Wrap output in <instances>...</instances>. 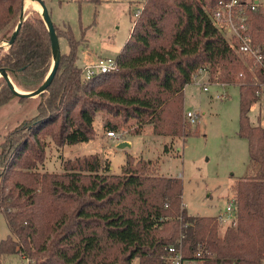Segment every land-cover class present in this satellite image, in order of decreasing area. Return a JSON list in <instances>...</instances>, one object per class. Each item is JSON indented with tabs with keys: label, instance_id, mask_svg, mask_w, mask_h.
Here are the masks:
<instances>
[{
	"label": "trees",
	"instance_id": "trees-1",
	"mask_svg": "<svg viewBox=\"0 0 264 264\" xmlns=\"http://www.w3.org/2000/svg\"><path fill=\"white\" fill-rule=\"evenodd\" d=\"M220 1L144 0L117 68L90 78L76 63L79 42L70 25L64 32L54 22L70 52L61 55L51 85L36 97L37 114L1 143L0 207L10 232L0 242V264L4 254L17 253L27 264H166L163 255L180 239L185 260L264 264V128L251 125L249 116L259 84L205 10ZM24 2L0 0V34L13 24L12 35ZM251 27L255 42L262 40L263 12L253 14ZM52 65L45 20L40 13L29 16L0 67L19 89L33 91ZM203 69L239 85V134L248 140L252 167L237 184L238 209L224 233L219 215L189 212L180 178L147 173L150 161L137 165L128 157L121 174L96 155L65 161L63 172L37 170L47 158V137L58 146L89 142L100 111L134 121L136 133L152 125L160 135L190 136L182 125L184 90ZM257 73L264 82V66ZM15 97L0 76V103Z\"/></svg>",
	"mask_w": 264,
	"mask_h": 264
},
{
	"label": "rangeland",
	"instance_id": "rangeland-1",
	"mask_svg": "<svg viewBox=\"0 0 264 264\" xmlns=\"http://www.w3.org/2000/svg\"><path fill=\"white\" fill-rule=\"evenodd\" d=\"M24 1L27 17L40 13L36 3ZM44 1L53 21L62 31H67L65 23L70 25L79 42L76 63L83 69L95 63L100 56L117 57L130 36L136 9L144 4V0ZM11 29L13 24L0 34V57L8 53L7 37L11 35ZM262 36L263 39L259 41L258 38L256 43L264 48V33ZM59 39L62 54H68V40L64 36ZM240 58L251 72L253 81L259 84V100L249 113L251 125L264 128V82L257 73L259 66H255L246 56L240 55ZM200 76L188 84L184 93L182 125L191 133L190 136L160 135L153 132L152 125H146L141 133H136L134 121L126 123L120 116L100 111L96 113L94 123L96 136L89 142L58 146L47 137V158L38 165L37 170L63 172L65 161L96 155L103 165L111 164V173L121 174L128 157L137 165L150 161L146 165L147 173L174 176L183 181V201L190 213L224 218L220 221V230L224 233L235 220V216H226V206L236 196L239 180L252 172L248 140L239 134L240 87L235 85L238 84L236 82L227 85L217 78H211L209 73ZM220 76L218 74V78ZM203 86H208V91ZM220 94L225 98H218ZM37 104L36 97L25 102L15 97L0 103V149L8 133L37 114ZM187 111L198 114L195 124L186 118ZM107 122L117 125L115 131L120 139L107 136V132L112 130L106 126ZM124 141L131 143V146L120 148L119 144ZM9 232L0 207V242ZM2 263L27 264V261L18 253L4 254ZM133 264H140L139 259Z\"/></svg>",
	"mask_w": 264,
	"mask_h": 264
},
{
	"label": "built area",
	"instance_id": "built-area-1",
	"mask_svg": "<svg viewBox=\"0 0 264 264\" xmlns=\"http://www.w3.org/2000/svg\"><path fill=\"white\" fill-rule=\"evenodd\" d=\"M141 10L142 7L136 9L135 17L140 15ZM205 10L239 56L250 58L255 66H264V48L255 42L251 27L253 14L259 11L264 13V0H223L211 8H205ZM116 68L117 57L100 56L95 63L86 65L83 71L85 76L90 78L97 73L109 72ZM202 73H207V71L200 70L194 76V80L199 79ZM203 89L208 91L209 88L203 86ZM217 97L223 99L225 95L220 94ZM185 115L190 123L195 124L197 122V113L187 111ZM107 136L120 139L118 133L114 130H109ZM237 209L238 202L236 196H233L226 206V216H236ZM222 219L224 218H220V221ZM196 255L199 257L201 253L199 252ZM163 259L166 264H199L196 260L184 259L181 239L178 240V245H171L167 248V253L163 255Z\"/></svg>",
	"mask_w": 264,
	"mask_h": 264
},
{
	"label": "water",
	"instance_id": "water-1",
	"mask_svg": "<svg viewBox=\"0 0 264 264\" xmlns=\"http://www.w3.org/2000/svg\"><path fill=\"white\" fill-rule=\"evenodd\" d=\"M32 1H35L40 6H42L43 10L40 11V14L43 16L45 23H46V26H47L49 33H50V36H51L52 52H53V65L51 67L50 73L40 88L33 90V91H23L15 85L10 71L5 67H0V76L5 78V80L7 81L9 89L17 97L27 98V99L38 97L39 95L43 94L48 89V87L51 85V83H52V81H53V79H54V77H55V75L59 69L61 55H62L60 39H59L57 30H56L55 25H54V21L52 19V16H51V13H50V10H49L47 4L45 3L44 0H32ZM26 18H27V16L25 14L24 4H23L18 24L15 27V29L13 30L11 38L8 41V47L9 48L12 47L13 44L15 43L16 38L18 36V33L20 32L22 24ZM1 46L2 45L0 44V47ZM127 146H131V143L124 141V142H121L119 144L120 148H125Z\"/></svg>",
	"mask_w": 264,
	"mask_h": 264
},
{
	"label": "bare ground",
	"instance_id": "bare-ground-1",
	"mask_svg": "<svg viewBox=\"0 0 264 264\" xmlns=\"http://www.w3.org/2000/svg\"><path fill=\"white\" fill-rule=\"evenodd\" d=\"M29 1V0H28ZM31 2H34V3H36L37 4V6H38V8L40 9V11H42L43 10V8H42V6H40L37 2H35V1H32V0H30ZM29 1V2H30ZM36 8V7H35ZM24 11H25V9H24ZM17 88V87H16Z\"/></svg>",
	"mask_w": 264,
	"mask_h": 264
},
{
	"label": "crops",
	"instance_id": "crops-1",
	"mask_svg": "<svg viewBox=\"0 0 264 264\" xmlns=\"http://www.w3.org/2000/svg\"><path fill=\"white\" fill-rule=\"evenodd\" d=\"M133 27V26H132ZM131 31H132V28H131V30H130V33H131ZM80 67V66H79ZM203 84H205L204 82H203ZM227 85H228V83H226ZM225 85V84H224ZM235 85H238V84H235ZM188 86V85H187ZM187 86L185 87V89L187 88ZM221 86H223V85H221ZM239 86V85H238ZM184 93H185V90H184ZM111 168V167H110Z\"/></svg>",
	"mask_w": 264,
	"mask_h": 264
}]
</instances>
